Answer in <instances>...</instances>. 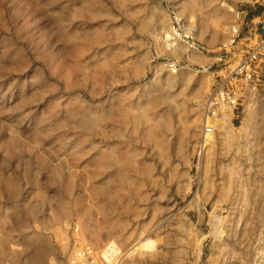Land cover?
I'll return each mask as SVG.
<instances>
[{
	"label": "rangeland",
	"instance_id": "obj_1",
	"mask_svg": "<svg viewBox=\"0 0 264 264\" xmlns=\"http://www.w3.org/2000/svg\"><path fill=\"white\" fill-rule=\"evenodd\" d=\"M258 17L254 0H0V264H264V56L200 141L205 68L234 24L264 41Z\"/></svg>",
	"mask_w": 264,
	"mask_h": 264
},
{
	"label": "built area",
	"instance_id": "obj_2",
	"mask_svg": "<svg viewBox=\"0 0 264 264\" xmlns=\"http://www.w3.org/2000/svg\"><path fill=\"white\" fill-rule=\"evenodd\" d=\"M254 3L264 7V0H254ZM236 16L239 17L240 14L236 13ZM255 20L264 28V20H259L258 17L252 21ZM172 33L171 39L174 40L175 32ZM184 38L189 39L188 36ZM241 38L240 26L234 24L230 27L228 38L221 43L215 53L213 64L205 68L213 71L216 79L201 106L202 144L214 133L217 121L226 118L230 114L229 111L235 109L242 98L254 93L258 87L264 41L255 44L249 41L246 44L247 40ZM85 250L89 251V248ZM86 254L84 250L78 251L75 258L78 261L83 260Z\"/></svg>",
	"mask_w": 264,
	"mask_h": 264
},
{
	"label": "bare ground",
	"instance_id": "obj_3",
	"mask_svg": "<svg viewBox=\"0 0 264 264\" xmlns=\"http://www.w3.org/2000/svg\"><path fill=\"white\" fill-rule=\"evenodd\" d=\"M150 244L151 243H148V242H141L139 245L141 246V247H146V249L149 247L150 248ZM139 246V247H140ZM134 250V249H133Z\"/></svg>",
	"mask_w": 264,
	"mask_h": 264
},
{
	"label": "crops",
	"instance_id": "obj_4",
	"mask_svg": "<svg viewBox=\"0 0 264 264\" xmlns=\"http://www.w3.org/2000/svg\"><path fill=\"white\" fill-rule=\"evenodd\" d=\"M242 37V40H247L248 38H250V33L249 34H246V35H241Z\"/></svg>",
	"mask_w": 264,
	"mask_h": 264
},
{
	"label": "trees",
	"instance_id": "obj_5",
	"mask_svg": "<svg viewBox=\"0 0 264 264\" xmlns=\"http://www.w3.org/2000/svg\"><path fill=\"white\" fill-rule=\"evenodd\" d=\"M247 11H248V9H247ZM250 11V12H249ZM249 11H248V17L250 18V16L252 17L253 16V14L251 13V10L249 9Z\"/></svg>",
	"mask_w": 264,
	"mask_h": 264
}]
</instances>
